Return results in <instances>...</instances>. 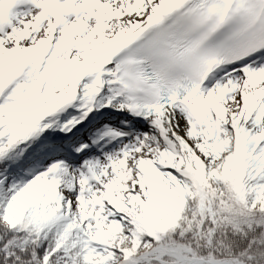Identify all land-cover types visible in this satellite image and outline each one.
<instances>
[{"label": "snow or ice", "instance_id": "6c2138e0", "mask_svg": "<svg viewBox=\"0 0 264 264\" xmlns=\"http://www.w3.org/2000/svg\"><path fill=\"white\" fill-rule=\"evenodd\" d=\"M0 264H264V0H0Z\"/></svg>", "mask_w": 264, "mask_h": 264}]
</instances>
